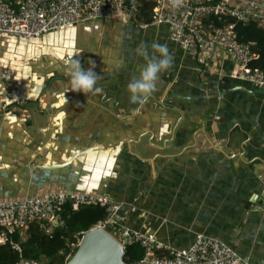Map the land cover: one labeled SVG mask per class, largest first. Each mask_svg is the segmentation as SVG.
<instances>
[{
  "label": "crops",
  "instance_id": "0c3cea01",
  "mask_svg": "<svg viewBox=\"0 0 264 264\" xmlns=\"http://www.w3.org/2000/svg\"><path fill=\"white\" fill-rule=\"evenodd\" d=\"M154 43L172 65L145 104H132L128 84L146 63L135 50L151 54ZM77 44L83 51L62 53ZM73 59L102 77V91L71 89ZM234 70L227 57L200 65L165 25L122 19L32 40L0 34V200L101 194L122 205L130 228L177 249L203 234L264 264V90ZM144 138L146 155L134 148Z\"/></svg>",
  "mask_w": 264,
  "mask_h": 264
},
{
  "label": "built area",
  "instance_id": "2783aa9c",
  "mask_svg": "<svg viewBox=\"0 0 264 264\" xmlns=\"http://www.w3.org/2000/svg\"><path fill=\"white\" fill-rule=\"evenodd\" d=\"M146 3L152 5L148 21L143 19ZM122 19L144 29L167 26L171 40L200 65L216 66L227 57L235 67L232 78L264 90V69L252 65L258 55L251 43L239 40L236 32L237 23H256L264 29V0H184L176 9L170 0H0V34L27 40L94 21ZM68 204L74 209L93 205L104 208L107 216L96 227L115 238L124 251L140 246L143 257L135 264H248L218 239L198 234L188 248L177 249L152 232L126 225L122 205L110 197L60 190L0 200V244L8 241L9 234L24 237L34 223L51 234L62 224L61 213Z\"/></svg>",
  "mask_w": 264,
  "mask_h": 264
},
{
  "label": "trees",
  "instance_id": "16d2710c",
  "mask_svg": "<svg viewBox=\"0 0 264 264\" xmlns=\"http://www.w3.org/2000/svg\"><path fill=\"white\" fill-rule=\"evenodd\" d=\"M151 8L152 5L148 3L144 5L146 13L143 19L149 20ZM236 32L241 42L254 45L252 49L258 54V59L252 63L253 67L264 69V29L256 23H237ZM106 216V210L99 206H80L74 209L68 204L61 213L62 224L56 226L51 234L36 223L31 224L24 237L18 233L9 234L8 241L0 244V264H20L23 261L66 264L77 250L73 245L78 244V236L95 228ZM143 253L138 245L127 247L124 262L135 264L141 260Z\"/></svg>",
  "mask_w": 264,
  "mask_h": 264
},
{
  "label": "clouds",
  "instance_id": "9594fccd",
  "mask_svg": "<svg viewBox=\"0 0 264 264\" xmlns=\"http://www.w3.org/2000/svg\"><path fill=\"white\" fill-rule=\"evenodd\" d=\"M183 2L184 0H170L171 6L174 9L181 7ZM152 49L151 54L144 45L135 50L138 55L145 59L146 63L142 67L139 77L133 79L128 84L129 100L132 104H145L156 90L160 74L168 70L172 65L173 57L170 55L166 45L154 43ZM69 67L70 85L74 92L87 95L102 91L101 88L96 87L102 77L97 75L93 68L84 70L78 59H73Z\"/></svg>",
  "mask_w": 264,
  "mask_h": 264
},
{
  "label": "water",
  "instance_id": "95a60500",
  "mask_svg": "<svg viewBox=\"0 0 264 264\" xmlns=\"http://www.w3.org/2000/svg\"><path fill=\"white\" fill-rule=\"evenodd\" d=\"M90 148L78 156L89 153ZM123 246L109 233L95 227L79 235L76 252L66 264H126Z\"/></svg>",
  "mask_w": 264,
  "mask_h": 264
},
{
  "label": "rangeland",
  "instance_id": "374dc122",
  "mask_svg": "<svg viewBox=\"0 0 264 264\" xmlns=\"http://www.w3.org/2000/svg\"><path fill=\"white\" fill-rule=\"evenodd\" d=\"M95 25H97V24L85 26V32L89 36L94 31V29L97 28ZM106 34H110V32L106 33ZM115 40H116V37H115ZM39 45H40L39 42H35V44H33V48H37ZM77 51H83V48L79 47L78 44L76 46H73L72 48H70V46L68 45L67 47H65L63 49L62 53H64L67 57L70 58L71 55H74ZM45 57H47V56H45ZM36 115H40V114H36V112H35V119H36ZM134 148L137 149L139 152H141L144 155L148 154L150 151V147L148 146V142H147L146 138H144L141 143L134 145ZM76 247H77V245H76Z\"/></svg>",
  "mask_w": 264,
  "mask_h": 264
}]
</instances>
